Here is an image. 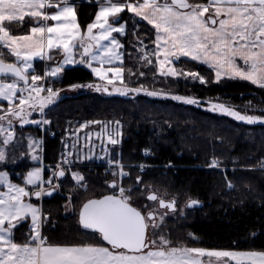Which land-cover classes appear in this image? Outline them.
Segmentation results:
<instances>
[{"label":"trees","instance_id":"16d2710c","mask_svg":"<svg viewBox=\"0 0 264 264\" xmlns=\"http://www.w3.org/2000/svg\"><path fill=\"white\" fill-rule=\"evenodd\" d=\"M203 1V0H193ZM83 26L91 23L98 9L96 0L77 6ZM127 24L120 39L124 44L125 82L143 89L133 96L103 94L97 91L98 79L86 66L66 67L49 80L56 88L84 86L77 92L59 97L48 109L49 129L35 126L19 130L22 142L10 145L9 158L0 162V170L11 172L14 181L24 178L34 167L26 152V132L44 137V162L55 165L65 148V137L83 121H119L123 134L115 158L126 165L128 175L123 187L130 201L146 211L153 205L147 199L149 189L175 199L179 213L167 218L169 238L190 247L264 251V123L248 124L221 112L209 104H224L242 114L264 117V88L247 80L225 77L216 79L215 71L199 61L181 57L175 61L180 72H196L205 83L183 75L162 76L157 60L148 52L152 64L142 57L155 50L156 32L152 25L127 11L121 15ZM32 21L26 19L15 32H26ZM143 42V45L140 42ZM0 57L14 61L7 50ZM40 75L45 72L37 58ZM144 75L141 76L140 73ZM134 73V74H132ZM92 85V87H89ZM157 92L160 95H148ZM173 96L192 97L198 104H187ZM251 100L253 105L245 108ZM53 131V132H52ZM218 166L213 167L212 160ZM84 168L86 186H80L68 174L56 178L60 190L43 199L44 213L49 214L42 232L54 244H106L98 232L84 230L79 224V210L89 198L110 191L112 177L105 166L89 164ZM45 176L49 177L48 170ZM140 178L139 183L137 178ZM159 193V194H160ZM204 202L200 208H187L189 199ZM35 201H40L35 199ZM72 211L67 213L66 203ZM186 206V207H183ZM26 223L20 240L27 241Z\"/></svg>","mask_w":264,"mask_h":264},{"label":"snow or ice","instance_id":"6c2138e0","mask_svg":"<svg viewBox=\"0 0 264 264\" xmlns=\"http://www.w3.org/2000/svg\"><path fill=\"white\" fill-rule=\"evenodd\" d=\"M49 8L56 10L48 14L46 10ZM125 11L141 18L155 29V50L152 55L156 57L160 75H183L205 83L204 77L196 72L183 73L171 67L181 57H187L214 69L217 80L224 75L248 80L264 88V0H208L207 4H192L188 0H105V5L96 13L94 22L87 25L86 32H81L76 10L70 0H57L56 3L51 0H0V47L8 49L17 59L14 64L0 59V102L8 104L6 110L0 106V112L3 113L0 115V136H3L4 146L13 139L10 129L13 128L14 120L19 121L20 127L50 123L48 120L28 118L33 112L42 114L45 107L58 97V91L51 87L45 88L40 82L47 77L56 78L63 65L73 63L76 50L82 49L79 52L80 63H87L91 71L101 79L107 77V72L92 64L94 61L111 64L114 58L121 59V53L117 49L123 45L113 33H125L124 24L114 27ZM25 16L38 23L42 19L45 24L32 27L28 35H12L5 26L6 23H22ZM49 20L54 23L48 25L46 22ZM140 43L143 45L142 41ZM54 50L62 53L61 64L46 71L43 77L36 74L29 76L33 68L32 61L35 58L51 59ZM142 50L143 48L140 49ZM142 58L152 64L148 54L145 53ZM238 60L245 67H240ZM166 65L169 67L165 68ZM107 71L120 76L123 69L109 68ZM140 75L143 76L144 73L141 72ZM4 77H12L13 82L5 83ZM108 83L112 84L113 81L109 79ZM99 90L101 89L97 86V91ZM45 91L47 95L41 96ZM114 91L127 95L129 91L138 92L140 89L114 88ZM147 94L160 95L157 92ZM171 98L187 104L200 103L192 97ZM211 110L248 124L264 123V117L242 115L223 104H212ZM115 124V128L104 125L102 129V133L107 136V143L111 145L120 143V122L116 121ZM96 135L100 138L101 133ZM5 158V150L0 147V162ZM33 158L36 159L35 156ZM63 163L69 164L70 161L64 159ZM218 163L215 159L211 162L213 167L218 166ZM115 164L119 172L114 175L121 178L128 175L118 161ZM261 166L264 167V163ZM57 167L60 168L59 165ZM64 176L63 168L53 173L56 178ZM72 178L77 183L84 180L76 172L72 173ZM51 180L52 177L48 180L49 184ZM139 180L138 177V183ZM37 182L41 185L43 183L40 169L27 173L24 187L10 183L8 173L0 171V186L7 188V191H0V264H204L205 257L207 264H230L231 261L241 264L242 258L246 259L247 264H264V252L176 248L170 247L169 241L163 236L160 237L159 247H156L157 242L149 241L146 235L149 227H159L155 212L145 215L133 207L122 186H119V195L88 200L79 214L80 224L85 229L99 232L111 249L91 244L49 245L41 235L40 209L25 200L26 197L30 199L32 196L40 198L44 194L51 195L50 192L45 193L42 187L36 192L26 190V186H36ZM110 187H118L117 182L112 181ZM147 199L158 200L161 208L175 210L174 200L166 203L155 193L150 194ZM198 203L197 200H190L188 207H195ZM29 217L31 227L28 240L23 244L14 242L13 230Z\"/></svg>","mask_w":264,"mask_h":264},{"label":"rangeland","instance_id":"374dc122","mask_svg":"<svg viewBox=\"0 0 264 264\" xmlns=\"http://www.w3.org/2000/svg\"><path fill=\"white\" fill-rule=\"evenodd\" d=\"M120 24H124L127 26L125 21H120L117 24H114V26H119ZM122 45H123L122 49L124 50L123 42H122ZM149 48H150V51H147V53H146V45L144 44V46H143L144 54L145 53L148 54V52H151V54H152L154 52V50H152V47H149ZM123 53H124V51H123ZM154 57L155 56L152 55V58H154ZM36 59L37 58H35L32 61V64H33L32 69H34V68L35 69L30 71L29 76H31L32 74H36V75L41 74L40 71H38V68L36 67V63H35ZM124 59H125V54H124ZM158 67H159V65L157 63V68ZM175 69L180 72V70L177 66ZM44 74H45V72H44ZM44 74L40 75V76L43 77ZM125 74H126V69L123 66L122 80L120 82H118V81L116 82V81L112 80L113 83L109 84L108 81L101 79V78H99V79L97 78L98 83H96V84L99 86V88L101 89V92L103 94L121 95L120 93L115 92L114 88L138 89V88H133L132 86L126 84ZM114 75H115L114 78H116V74H114ZM47 78H49V80H52V77H47ZM47 78L42 80V81H46ZM3 79H8V78H3ZM42 81L40 83L43 84V86L45 88L51 87L54 91H58V97L55 100H57L59 97H62L66 94H72L74 92H77L79 89L81 90V88L84 87V86H80V85H75V86L60 89V88H56L54 86V84L47 83V82H46L47 83L46 84L45 82H42ZM105 88H107V91H104ZM141 90H143V89H140V91ZM140 91H138V92H140ZM138 92L129 91L127 95H121V96H127V97L133 96V95H136ZM46 95H47L46 91L41 93V96H46ZM211 105L212 104H209V106H208L210 109H211ZM252 105H253L252 101L249 100L247 102V104H245L244 107L247 108L249 106L251 107ZM2 106H3L4 110H6L8 108V104L6 102H4L2 104ZM48 106L45 107L44 112L42 114L38 111L33 112L32 115L28 118L30 120H48V121H50L48 119V109H49ZM226 107H228V106H226ZM263 109H264V107H263ZM2 114L3 113L0 112V115H2ZM242 115H247V114H242ZM249 116H252V115H249ZM253 116H256V115H253ZM257 117H260V116H257ZM96 121H99L100 123H89V122H96ZM30 125L35 126V127L37 126V127L41 128L43 132H45L46 130L49 129L48 124H46V125L26 124L23 127H20L19 121L14 120L13 121V128L10 129V131L13 133L12 141L7 146H4L2 144L3 136H0V147L4 148L5 156H6V158L3 162H5L9 158L10 145L12 143L22 142V139L20 138L19 130L20 129L23 130L25 127L30 126ZM81 125H87V126L81 127ZM104 125H108L111 128L116 127L115 122L105 121V120L83 121L78 127H72L70 129V132L67 134V136L64 139L65 148L63 150L61 159L59 160V162L55 163V165L46 164L44 162V137L35 135L34 133L29 132V131L26 132V134H24V136H23V138L25 137V140H26V152L23 153V156L27 155V157H29L31 162L35 164L34 167L32 169H30V171L31 170L33 171L34 169L41 168L42 172H44V174H43L44 177H46L45 176L46 170H48L50 173L49 177L44 178L42 185L40 184L39 186H34V188L33 187L31 188L32 192L35 191V189L36 190L41 189V187L43 189L51 188V187H57L58 191L60 190V187L58 186L57 180L55 179V177H53V173L57 172L59 169L57 167V165H59L60 168H63L64 170H66V173H67L66 176L68 174H70L72 176L73 172H76V173H79L80 175H82L84 177L83 182H81V183L76 182V183L79 184L80 186L85 187L86 186V179H85V172H84L85 169L84 168H88V167H83V166H88L89 164H94V162H96V165L105 166L104 167L105 172H109L110 174H112L111 175L112 177H110L109 180L107 181L108 183L111 181H114V180L117 182L118 187H116V188L110 187L109 192L119 194V186L123 187V178H121L119 175H114V173L119 172V169L116 167L115 162L118 161L119 164L123 166V171L128 174V171L126 169V165L121 163L119 160H117L114 157L116 152L119 149V146L121 145L122 138H123V134H122V130H121V124H120V128H119V131L121 134L119 137L120 143L117 145H111V144L107 143V136L102 133V129H103ZM97 133H101L100 138H97V135H96ZM5 135H6V133H5ZM69 153H71V155H69ZM34 156L36 157V159L33 158ZM86 157H88V158L86 159ZM64 159L69 160L70 163L64 164L63 163ZM109 161H112L113 163L110 164ZM50 177H52L51 184L48 183V180ZM151 191H154V190L149 189L148 193ZM158 193H160V192H158ZM54 194H52V196ZM160 196H164V193H160ZM41 201H43V198ZM150 202H153V205L150 208H148L146 210V212L154 211L156 213V223L159 225V227H156V228L150 227V229H149L151 241L155 240L157 242L156 247H159L160 237L163 236L165 239H167L169 241L170 247L195 248V247L187 246L184 243L173 242L169 238V234H168V230H167V224H166L167 218L169 216L177 215L179 213L180 209L178 208L174 211H170L167 208H161L157 201H150ZM183 207H186V206H183ZM66 208H67V213H70L72 211V207H71L70 202L66 203ZM44 217H47V219L43 218V223L45 220H48L49 214L44 213ZM161 217H162V220L160 219Z\"/></svg>","mask_w":264,"mask_h":264},{"label":"crops","instance_id":"0c3cea01","mask_svg":"<svg viewBox=\"0 0 264 264\" xmlns=\"http://www.w3.org/2000/svg\"><path fill=\"white\" fill-rule=\"evenodd\" d=\"M83 1H90V0H70V4L75 8V10H76V16H77V23L79 24V26H80V29H81V32H86V29H87V26H83L82 24H81V22H80V19H79V15H78V8H77V6H78V4L80 3V2H83ZM97 2H98V9H97V12L99 11V9H100V7L101 6H104L105 5V0H96ZM51 2L52 3H56L57 2V0H51ZM113 2H117V0H113ZM120 2H125V0H120ZM140 2H143V0H140ZM161 2H162V0H161ZM207 2H208V0H203V1H193V3L194 4H207ZM55 8H49V9H47L46 11H47V13L48 14H52L53 12H55ZM122 15V14H121ZM26 19H29V20H31L32 21V23H31V25H30V27H29V30L28 31H26V32H23V33H21V32H15L12 28H11V25L10 24H7L6 23V27L9 29V31H10V33L12 34V35H28V34H30V29L32 28V27H37V26H40V25H43V24H45V22L41 19L40 21H39V23H36L37 21L35 20V19H33V18H30V17H28V16H25V19H24V21L26 20ZM111 19V18H110ZM94 20H95V18H94ZM94 20L92 21V22H94ZM24 21L22 22V23H12L13 24V26H14V28L15 29H17V30H19L20 28V25L21 24H23L24 23ZM120 21H122V19L120 18V20H119V22ZM91 22V23H92ZM48 25H51L52 23H54L53 21H51V20H49V21H47L46 22ZM114 27H118V26H114ZM126 29H127V26L125 25V32H126ZM125 34V33H124ZM124 34H118V33H113V35L116 37V39L120 42V44L122 45V41H121V39H120V35H124ZM92 43H94V42H92ZM104 43H107V42H104ZM4 50H7L8 51V49H6V48H3V47H0V55H1V52H3ZM45 51L47 52V49H45ZM80 51H82V49H78V50H76V53H75V56H74V62L73 63H71V64H66V65H63V67H62V70H61V72L59 73V75L60 74H62L63 73V71H64V69L66 68V67H74V66H78V65H84V66H86L87 68H89L88 67V65H87V63H80L79 61H80V55H79V52ZM97 51H98V49H97ZM123 49L122 48H119V49H117V52H119V53H121V59L120 60H116L115 58L113 59V61H112V63L111 64H109V63H107V62H105V63H103V64H101V63H98V62H93V64H92V66L93 67H99V68H101V70L103 71V72H107V77L104 79V80H106V81H108L109 79H111V80H113V81H118V82H120L121 80H122V73L120 74V76H117L116 75V78H114V74L115 73H113V72H108L107 70L109 69V68H122L123 69V63H124V53H123ZM8 53H10L9 51H8ZM161 58H163L162 57V55H161ZM187 58V57H186ZM39 59H41V58H39ZM90 59V58H89ZM191 59V58H190ZM43 60V63H44V65H45V72L46 71H49L50 69H52V68H55V67H57V66H59L60 64H61V62H62V60H63V55H62V53L60 52V51H58V50H54V51H52V53H51V59H48L47 57H45V58H43L42 59ZM237 64L240 66V67H245L244 66V64H243V62L242 61H240V60H238L237 61ZM208 66V65H207ZM167 67H169L168 65H166L165 66V68H167ZM171 67H174V68H176V66H175V62L173 63V65H171ZM35 69V68H34ZM34 69H32V70H34ZM90 70H91V68H89ZM214 70V69H213ZM215 71V70H214ZM94 74V73H93ZM94 76L96 77V78H100L99 76H97V75H95L94 74ZM225 77H228V76H224V75H222L221 76V78H225ZM220 78V79H221ZM240 79V78H239ZM248 81V80H247ZM4 82L5 83H12L13 82V79H4ZM42 82H47V81H42ZM250 82V81H249ZM252 83V82H251ZM47 84V83H46ZM21 86H23V84H22V82H21ZM4 102H0V106H2V104H3ZM2 108H3V106H2ZM40 169V172H41V181L43 182V180H44V178H46V177H44V172H42V169L41 168H39ZM44 169V168H43ZM34 170H36V169H34ZM33 170V171H34ZM0 171H4V172H7L8 173V180L10 181V183H12V184H17V185H20V186H22V187H24L25 186V184H20V183H18V182H16V181H14L13 180V178H12V174H11V172L9 171V170H7V169H2V170H0ZM32 171V170H31ZM30 172V171H29ZM27 176V175H26ZM41 183L40 182H37V185L36 186H39ZM34 188V186H31V185H29V186H26V190L27 191H29V192H32V190H31V188ZM36 190V189H35ZM0 191H7V188L6 187H4V186H0ZM34 192V191H33ZM25 200H26V202H28V203H31L33 206H35V207H37V208H39L40 209V217H41V228H40V231H41V235H42V237H45L44 236V234H43V232H42V226H43V218H44V211H43V207H42V199H40V201L38 202V201H35V198H34V196H32L30 199L29 198H25ZM24 223H26V225H27V227H28V229H26V234L28 235V238H29V232H30V227H31V219H30V217L27 219V221H25V222H23V223H21L16 229H14L13 230V239H14V242H16V243H20V244H23V243H25L26 242V240L25 241H22V240H20V233H19V231L21 230V228H22V226L24 225ZM46 238V237H45ZM46 242H47V244H49V245H59V246H79V245H72V244H54V243H50L47 239H46ZM91 245H95V246H102V247H109L110 249H111V246L110 245H105V244H91ZM195 248H202V249H205V250H208V251H234V252H241V253H244V252H264V251H260V250H238V249H212V248H203V247H195ZM149 249H147V250H145V251H148ZM153 250H155V249H153ZM204 259V264H207V257H205V258H203ZM230 264H237V261H231L230 262ZM241 264H247V261H246V259H241Z\"/></svg>","mask_w":264,"mask_h":264},{"label":"water","instance_id":"95a60500","mask_svg":"<svg viewBox=\"0 0 264 264\" xmlns=\"http://www.w3.org/2000/svg\"><path fill=\"white\" fill-rule=\"evenodd\" d=\"M188 2L189 3H192L191 2V0H188ZM193 4V3H192ZM36 23H38V22H36ZM0 59H3V58H1L0 57ZM4 60V62L5 63H17V59H16V57H15V60L14 61H7V60H5V59H3ZM4 78H10V79H13L12 77H4ZM60 170V168L58 169V171ZM64 170V169H63ZM57 171V172H58ZM65 171V176L64 177H66V170H64ZM64 177H59L60 179H62V178H64ZM41 189H38V190H36V191H40ZM35 191V192H36ZM44 192L45 193H47V192H50L51 193V195H47V194H44V195H42L40 198H45V197H47V196H52V194H54V193H56V192H58V188L57 187H51V188H46V189H44ZM153 193H155L160 199H163V200H165V202L167 203V202H171V201H175V210L177 209V201L175 200V199H166V198H164V197H160V194L157 192V191H151V192H149L148 194H147V197L150 195V194H153ZM106 195H119L118 193H113V192H108V193H105V194H103V195H101V196H96V197H92V198H89L88 200H90V199H101V198H103L104 196H106ZM34 198H36L35 196H34ZM36 199H39V198H36ZM197 200L199 203H198V205H196L195 207H188V204H189V201L190 200ZM88 200H86L84 203H86ZM158 201V200H157ZM83 203V204H84ZM131 204H132V206L133 207H136L137 209H139L141 212H142V214H145V215H147V213L148 212H145V211H143L139 206H137V205H135V204H133L132 202H130ZM158 203H159V201H158ZM83 204H82V206H83ZM204 205V202L203 201H201V200H199V199H196V198H192V199H189L188 201H187V203H186V206H187V208H191V209H193V208H200V207H202ZM82 206H81V208H82ZM81 208H80V210H81ZM170 210V209H169ZM170 211H173V210H170ZM150 212H152V211H150ZM79 214H80V211H79ZM155 216H156V213H155ZM79 224H80V218H79ZM80 226H81V228L82 229H84V230H88V231H92V232H97V231H94V230H92V229H85L81 224H80ZM149 229H150V227L147 229V233H146V235H147V238H148V240L149 241H151V239H150V234H149ZM99 233V232H98ZM100 234V233H99ZM101 236V235H100ZM101 239H102V237H101ZM103 240V239H102ZM105 242V241H104ZM106 244H107V242H105ZM150 247H151V245H150ZM145 250H147V249H145Z\"/></svg>","mask_w":264,"mask_h":264},{"label":"flooded vegetation","instance_id":"af4514ba","mask_svg":"<svg viewBox=\"0 0 264 264\" xmlns=\"http://www.w3.org/2000/svg\"><path fill=\"white\" fill-rule=\"evenodd\" d=\"M191 1H193V0H191Z\"/></svg>","mask_w":264,"mask_h":264}]
</instances>
